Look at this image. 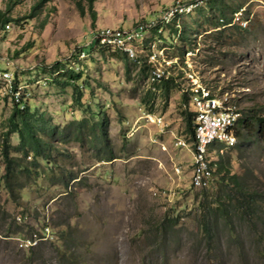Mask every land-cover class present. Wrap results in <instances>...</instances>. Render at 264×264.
Masks as SVG:
<instances>
[{"label":"rangeland","instance_id":"374dc122","mask_svg":"<svg viewBox=\"0 0 264 264\" xmlns=\"http://www.w3.org/2000/svg\"><path fill=\"white\" fill-rule=\"evenodd\" d=\"M38 2L0 0V13L13 19L0 29V69L17 75L29 106L67 138L53 150L56 163L41 161L44 176H21L8 188L1 146L15 101L7 81L0 80V264H264L259 239L264 226L252 228L236 217V239L222 221H217L214 240L204 230L199 203L205 188L191 185V152L175 146V137L190 142L177 87L169 96L161 93L163 87L152 91L139 64L90 45L96 29L133 28L159 18L175 0H96L92 7L89 0H49L30 18ZM211 5L183 18L184 40L177 32L165 34L169 55L181 58L183 50L199 42L195 65L205 82L228 93L240 111L255 106L264 113V0H214ZM222 5L229 16L231 9L242 7L247 26L214 28ZM152 34H144L140 51ZM81 49L89 54L84 61L75 57ZM57 62L75 68L83 64L82 81L89 85L84 107L74 102L71 86L51 81L61 72L53 67ZM103 118L109 120L112 161L102 160L108 154L100 150L103 143L96 147L92 142L90 125ZM82 120L84 135L77 139ZM10 141L18 145L17 134ZM233 148L226 147L222 158L231 173L246 189L264 195V142L254 140L244 152ZM63 169L66 178L71 172L81 181L64 189ZM215 176L208 188L213 194L218 191ZM45 226L50 241L29 249L19 245Z\"/></svg>","mask_w":264,"mask_h":264},{"label":"trees","instance_id":"16d2710c","mask_svg":"<svg viewBox=\"0 0 264 264\" xmlns=\"http://www.w3.org/2000/svg\"><path fill=\"white\" fill-rule=\"evenodd\" d=\"M47 1L49 0H39L38 4L32 8L29 17L32 18L36 16V11ZM95 1L96 0H89L90 7L93 6ZM212 1L214 0H206V3L209 2L212 7ZM200 7L197 8V10L201 9ZM239 8L241 7L239 6L231 9V16H229L226 13L225 7L223 5L222 7L220 6L218 8L219 17L217 18V21L212 24L214 25V28H222L225 24L230 22L233 14ZM12 21L13 19H11L9 15L6 13H0V29L4 25H9L8 23ZM183 28L184 26L182 25L178 40H184L186 32H184ZM175 31L176 29L172 26L171 33ZM223 31L224 30H220L218 34L223 33ZM192 47L194 48L193 43ZM185 51L186 50H183V53ZM76 54L75 57H77ZM133 65L138 66L137 63ZM139 65L141 66V76L146 77L149 68L147 62L145 60L142 61L141 59ZM53 67L58 68L61 72L54 78H50L51 81H62L63 84L65 83L66 85L71 86L73 89L74 102L81 107H84L82 104L83 94L84 90L87 89L89 85L86 84L85 80L82 81L84 75L83 64L81 67L77 66L78 68H75L71 67L68 62H57ZM59 78L60 80H58ZM17 83V75H14V89L18 86ZM162 87L161 93H163L164 96H169L172 88L176 86L171 80H168L163 83ZM20 100L19 103L14 102L13 100L15 104L13 105L11 114L7 120L8 128L4 136V143L1 146V154L5 158L6 163V173L3 178L5 180V185L8 188H12L13 181L16 178H21V176L33 180L44 176L46 173L42 168L41 161L45 162L46 165H49L51 162L56 163L55 159L52 158L53 150H58L57 144L67 138L64 132H61V130L58 131L57 125H52L51 121L44 117L43 114L30 107L24 96H21ZM182 102L185 106L184 115L186 118V130L190 133L189 140L193 141V113L187 108L189 105V98L186 95H182ZM260 109L261 108L259 107L253 106L241 111V118L235 128L237 143L234 145V150L244 152L253 145L254 140L264 142V113ZM108 121V118H103L99 123L95 121L90 125L91 132L93 133L92 142L94 146L97 147V144L103 143L100 150L104 153H108L102 158L103 161H112L116 158L115 154H113L110 149V144L108 143ZM83 126H86L85 120H82L76 126L75 135H77V139L81 138L79 136L84 135ZM12 134H17L18 136L19 143L16 146L11 144L10 137ZM11 153H18L21 156H14ZM223 156L224 154H221L220 159L213 162L216 169L214 174L219 176L216 181L218 191L213 194V187L211 190L208 189L209 187L205 188L202 190V201L199 203V208L202 210V218L204 220V230L207 236L212 240H214V234H216L218 229L217 221L223 222L224 228L229 231L231 237L234 239L240 235V232L238 231L239 227L234 220L236 217L243 222V224L251 226L252 228L264 226V195L256 190L246 189V186L241 182L240 177L231 173L229 164L227 163V165L222 159ZM27 158H30L31 161H28ZM63 172L64 169L62 170L60 179H62L61 183L63 184L64 189H68L72 182L81 181L77 174L69 172L67 176L68 178H66ZM51 179L53 182H57L59 178ZM219 192L221 193V196L218 195ZM259 236L261 243H263L264 231L259 233Z\"/></svg>","mask_w":264,"mask_h":264},{"label":"built area","instance_id":"2783aa9c","mask_svg":"<svg viewBox=\"0 0 264 264\" xmlns=\"http://www.w3.org/2000/svg\"><path fill=\"white\" fill-rule=\"evenodd\" d=\"M205 3L206 0H175L159 18L139 23L130 29L98 28L93 32L90 42L96 44V49L118 52L133 63L139 64L144 57L143 60L149 66L146 81L152 91H158L165 81L171 80L180 94L189 98V110L193 113L194 139L189 142L184 137H175V146L191 152V185L197 189L208 188L215 182L213 154L221 155L226 147L237 143L235 128L242 115L228 93L214 89L199 73L195 65V58L200 52L199 42L193 49H187L181 58L169 55L170 48L165 42V34L171 33V27L174 26L179 36L183 18ZM247 23L245 10L241 7L224 26L239 25L244 28ZM150 30L153 34L147 38L150 41L145 43L141 52L139 48L143 44L144 34ZM88 55L84 50L76 54L78 60L86 59ZM0 80L7 81L11 98L19 103L21 88H13L14 74L0 69ZM148 117L154 123L162 124L161 118L154 119L151 115ZM176 172L181 174V168L177 167ZM51 237L50 228L45 226L39 232H33L30 237L20 239L19 245L29 249L50 241Z\"/></svg>","mask_w":264,"mask_h":264},{"label":"clouds","instance_id":"9594fccd","mask_svg":"<svg viewBox=\"0 0 264 264\" xmlns=\"http://www.w3.org/2000/svg\"><path fill=\"white\" fill-rule=\"evenodd\" d=\"M186 52V51H185Z\"/></svg>","mask_w":264,"mask_h":264}]
</instances>
